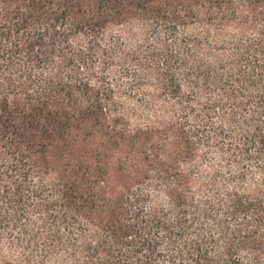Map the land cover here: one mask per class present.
I'll list each match as a JSON object with an SVG mask.
<instances>
[{
  "label": "trees",
  "instance_id": "obj_1",
  "mask_svg": "<svg viewBox=\"0 0 264 264\" xmlns=\"http://www.w3.org/2000/svg\"><path fill=\"white\" fill-rule=\"evenodd\" d=\"M193 27L202 47L126 46L134 29L171 40ZM175 66L193 93L225 82L228 95H249L241 108L254 105L234 171L210 170L196 195L185 166L198 143L185 120L139 124V109L117 107L105 83L127 76L141 93L153 84L152 100L182 103ZM255 161L264 164V0H0V226L18 234L0 264H264V167L253 178L241 166ZM75 226L80 245L68 240L65 260L60 235Z\"/></svg>",
  "mask_w": 264,
  "mask_h": 264
},
{
  "label": "rangeland",
  "instance_id": "obj_2",
  "mask_svg": "<svg viewBox=\"0 0 264 264\" xmlns=\"http://www.w3.org/2000/svg\"><path fill=\"white\" fill-rule=\"evenodd\" d=\"M129 35L131 41L126 46L130 52H135L136 50H160V43L167 41H172L177 48L187 47L193 40H196L199 47L204 45L202 31L195 27L188 28L187 30L176 29L171 40L169 36L159 28H147L143 31L134 29L132 32H129ZM115 36L121 38L122 42V36L119 33ZM102 41L107 44V36ZM208 42L210 43V41ZM222 48L225 47H218L217 49ZM196 58L205 63H210L212 56L210 54H203L202 49H200L196 52ZM158 59L161 60L159 64L163 63L161 56H159ZM173 73L181 87L182 103L181 100L174 96L165 97L162 94H156L154 100H152L149 94H152L153 84L149 86L148 92L141 93L137 88L128 85L129 79L127 76L118 77L116 79L117 83H115L112 76L105 74V83L108 87L114 88V93L111 98L115 101L117 107L130 110V112H133V109H139L137 114L139 124L153 123L156 120L167 123L170 117L173 116L185 120L184 125L196 136L195 142L198 143L195 145V149L192 152L190 165L185 166L191 175V192L196 195L198 193V186L201 184L205 186L210 170H217L222 176L234 171V169L229 166L230 157L234 156L235 146L238 144L241 145L243 142L242 129H244V127L242 124H239V122L244 121L250 116L252 110H254V105H247L241 108L239 102L249 99V95L244 92H239L235 96L228 95L224 90H220L225 87V82L217 88L211 85L210 89L197 90L196 93H193L188 89V80H194L186 78L176 66L173 69ZM218 74L225 77L223 71H219ZM117 87L119 88L118 90L115 89ZM236 96L239 97L237 98ZM193 97H195L196 100H194ZM188 102H190L191 105H188ZM250 102V100L245 101V103L248 104ZM165 104L167 107L163 109L162 107ZM195 112L197 114L201 113L204 118L201 121H193L192 115ZM227 116L231 124H228L226 120L224 121V118ZM136 121L134 115H130L125 125L133 128L138 124ZM216 130H220L217 137H215ZM222 153H224V155H222ZM182 166H180V170L185 168ZM241 166L246 168L249 176L257 178V168L264 167V164L255 161L248 165L242 163ZM143 190L146 191V188H143ZM154 200L155 199L150 196L146 201L145 208L152 205ZM36 218V215L33 216V220ZM3 229L4 227L0 226V251L7 254L10 252L9 243L11 239L17 237L18 234L16 232L10 234ZM80 229H82L80 226L73 227L70 237L65 232H62L60 235L63 243L61 254L65 256V260H68L69 257H73V254L69 251L70 244L68 240H71L77 246L80 245L77 243ZM83 229L89 231L92 228L83 227ZM98 263H100L99 259Z\"/></svg>",
  "mask_w": 264,
  "mask_h": 264
}]
</instances>
